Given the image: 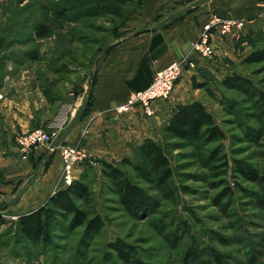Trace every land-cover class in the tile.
Here are the masks:
<instances>
[{"label":"rangeland","instance_id":"obj_1","mask_svg":"<svg viewBox=\"0 0 264 264\" xmlns=\"http://www.w3.org/2000/svg\"><path fill=\"white\" fill-rule=\"evenodd\" d=\"M77 2L0 0V264H125L113 243L133 251L141 264H181L189 245L225 252L237 264H264V207L259 206L264 183L233 170V160H240L264 171V117L256 94L264 91V60L244 61L253 48L264 46L259 35L254 47H237L232 40L219 54L221 63L215 61L216 53L200 58L209 60L204 75L210 82L194 84H204L200 93L223 138L169 139L166 123L152 135L168 147L173 195L149 175L120 164L149 197L148 208L127 211L103 174L101 159L88 154L91 160L82 162L75 180L86 182L91 201L76 203L90 215H100L102 229L71 228L61 218L49 244L21 240L15 221L30 206L17 203L44 165L34 169L32 153L38 148L22 158L15 138L38 127L66 133L85 117L96 72L126 35L123 27L141 0ZM236 74L248 78L251 87L222 84L225 76ZM136 144L123 156L131 162H136ZM213 152L217 157L210 159Z\"/></svg>","mask_w":264,"mask_h":264},{"label":"crops","instance_id":"obj_2","mask_svg":"<svg viewBox=\"0 0 264 264\" xmlns=\"http://www.w3.org/2000/svg\"><path fill=\"white\" fill-rule=\"evenodd\" d=\"M213 17L246 19L244 30L236 37L213 33L215 61L219 63L222 62L220 52L233 41L237 47L250 45L247 41L240 43L239 39L248 32L264 34V0H141L139 8L123 27L126 35L105 55L96 72L94 91L85 117L77 120L66 133L58 132L52 148L40 145L32 153L34 169L40 164L44 167L18 201V205L28 201L30 206L20 213L36 208L60 188L61 144L80 141L88 154L115 162L127 154L131 143H139L154 135L161 124L168 121L175 104L198 100L208 107L200 93L201 87L195 86L194 82L209 84L204 73L211 66L209 60L198 59L195 67L184 69L167 98L152 102L153 115H146L141 106L122 113L114 108L131 91L145 88L156 70L185 56L202 26ZM153 38L154 47L150 50ZM144 56L147 63L142 66ZM86 120L88 123L84 126ZM81 169L82 166L77 167V175Z\"/></svg>","mask_w":264,"mask_h":264},{"label":"trees","instance_id":"obj_3","mask_svg":"<svg viewBox=\"0 0 264 264\" xmlns=\"http://www.w3.org/2000/svg\"><path fill=\"white\" fill-rule=\"evenodd\" d=\"M70 7L72 8L71 5ZM72 11L74 12L73 9ZM66 15L67 13L64 14V16ZM256 35L264 36V34L257 31L248 32L239 39V42L247 41L254 47L256 46ZM153 40L155 38L151 41L150 50L154 47ZM155 53L153 52V54ZM263 60L264 46L253 48L244 56L245 62ZM146 63L147 57L144 56L141 60V65L143 66ZM221 82L224 85L236 84L238 86L246 85L251 87L248 78L239 74L225 76ZM203 85L199 84L200 87H203ZM256 94L260 102V112L264 117V91L257 90ZM91 99L88 105H90ZM163 130L167 138L177 140L212 141L221 139L225 135L223 129L215 122L211 111L198 100L175 104ZM168 143L172 145L174 142ZM134 151L136 162H131L128 156L116 162L100 160L103 174L112 185L118 201L130 212L148 208L150 205L149 197L142 187L121 169L120 164L127 163L131 165L140 175H149L154 183L166 193L172 195L174 193L172 182L174 171L169 160L167 145H163L155 137L149 136L137 143ZM216 157L217 153L213 152L210 154V159ZM227 164L228 162L225 159L223 165ZM233 170L247 180L264 183V171L261 172L250 164L240 160H233ZM76 200H80L85 204L91 201L90 188L81 178H77L68 186L55 190L36 208L28 212L19 213L15 226L21 240L33 245L49 244L51 242L52 227L59 224L58 220L61 218L66 220L71 228L83 226L86 232H99L104 226V219L98 214L90 215L87 210L76 203ZM259 206L264 207V197L260 200ZM112 247L125 264H141V260L134 255V252L127 249L124 245L113 243ZM191 261L197 264H237L235 258L225 252L212 247H199L198 245H189L183 253L181 264H190Z\"/></svg>","mask_w":264,"mask_h":264},{"label":"built area","instance_id":"obj_4","mask_svg":"<svg viewBox=\"0 0 264 264\" xmlns=\"http://www.w3.org/2000/svg\"><path fill=\"white\" fill-rule=\"evenodd\" d=\"M244 18H221L213 17L202 26L199 36L191 43L190 50L181 59L174 60L166 66L156 70L150 83L140 90L131 91L128 97L114 108L122 113L132 110L135 106H141L146 115L154 114L152 102L158 98H167L173 90L177 80L184 69L195 67L196 60L211 58L216 53L213 33L220 35H234L242 33L245 28ZM57 132H49L41 127L30 132L19 134L15 138L16 147L22 158H27L30 152L37 146L52 143L57 139ZM61 171L58 185L65 187L70 185L77 175V167L85 160H91L88 152L83 148L80 141L60 145Z\"/></svg>","mask_w":264,"mask_h":264}]
</instances>
